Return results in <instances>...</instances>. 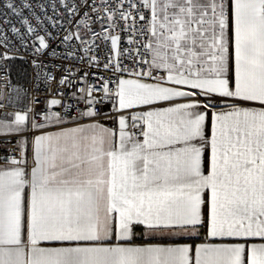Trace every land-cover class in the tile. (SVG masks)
<instances>
[{
	"label": "snow or ice",
	"instance_id": "obj_1",
	"mask_svg": "<svg viewBox=\"0 0 264 264\" xmlns=\"http://www.w3.org/2000/svg\"><path fill=\"white\" fill-rule=\"evenodd\" d=\"M61 3L69 23L88 6ZM0 7L20 18L21 28L10 30L21 41L34 37L37 52L48 49L25 16L29 0H0ZM142 7L150 18L129 4L145 21L139 32L123 3L92 8L111 29L119 15L121 31L144 37L129 40L139 44L140 71L130 73L137 78L119 75L128 71L121 37L108 31L103 38L117 59L104 68L114 88L111 77L100 78L99 87L79 90L75 108L50 99L48 108L62 106L63 114L37 111L36 98L0 113V145L9 153L0 157V264H264V0H142ZM73 36L83 41L79 32L65 40ZM105 100L113 127L97 121ZM69 121L74 126L64 127ZM201 228L206 239L236 242H152ZM137 235L147 242L135 243Z\"/></svg>",
	"mask_w": 264,
	"mask_h": 264
},
{
	"label": "built area",
	"instance_id": "obj_2",
	"mask_svg": "<svg viewBox=\"0 0 264 264\" xmlns=\"http://www.w3.org/2000/svg\"><path fill=\"white\" fill-rule=\"evenodd\" d=\"M29 2L32 3L33 8L24 10L25 16L29 18L30 23L39 31L40 35L45 36L49 47L37 52L35 47H38V41L34 37H28L21 41L10 30L12 26L21 28L20 18L13 15L10 10L0 7V28L3 29L0 31V37L7 36L6 42L0 40V56L7 54L9 57L0 60V102L9 105L6 109H0V113L22 110L33 98H36L39 100V104L35 105L37 111H59L63 114L62 106H53L49 109L48 101L55 97L62 99V105L72 104L75 108L77 107V99L81 95L79 90L86 86L99 87L103 82L100 78L111 77L113 83L109 86L114 88L116 77L113 76L111 69L104 68L105 63H109V57H111L113 64L117 59L111 49V41L103 38L108 31H112V34H118L121 37L120 50L124 52V55L120 56L119 60L121 66L127 68L128 71L119 75L123 78H137L130 73L132 70L140 71L136 64L139 57L136 56L135 51L139 44L129 43V40L143 42L144 37L131 31H121L120 28H123L126 22L120 19L119 15L115 17L119 27L114 30L111 29V22L104 20L106 14L100 11L98 18L97 12H93L92 8L96 7L99 11L101 5L106 2L110 4L123 3V11H131L133 14L127 23L130 25L133 17H135L136 32H139L145 21L139 20V13L136 9H130L129 4H141V11L146 18H150V11L142 7V0H87L88 6L76 13L72 17L71 23L68 20L69 13L61 0H29ZM65 2L82 3V0H65ZM54 4L57 5L55 10L52 8ZM32 12H35L36 15L33 16ZM83 12H88L89 17H85ZM37 16L39 20L36 19ZM5 20H10L11 23H3ZM81 20L85 23H80ZM86 25H90L91 33H89ZM24 31L25 29L22 28L21 32L24 33ZM77 32L83 37V41L74 36L65 40L66 35ZM94 33H100V36L96 37ZM89 47H91V51H88ZM125 50H130V52ZM92 56H95L96 59L92 60ZM38 65L40 66L38 67ZM61 79H65V84L59 83ZM94 95L100 97L103 93L97 92ZM97 107L100 112L97 121L107 127H113V121L105 115L106 113L114 114L112 102L105 100ZM79 108L84 110V104L80 103ZM71 115H75V113L71 112ZM81 122L96 121L84 118ZM72 126L74 124L70 121L64 125V127ZM58 127L50 126V130L58 129ZM7 155H9L8 151L4 150L3 145H0V157ZM3 164L4 160L0 159V165Z\"/></svg>",
	"mask_w": 264,
	"mask_h": 264
},
{
	"label": "crops",
	"instance_id": "obj_3",
	"mask_svg": "<svg viewBox=\"0 0 264 264\" xmlns=\"http://www.w3.org/2000/svg\"><path fill=\"white\" fill-rule=\"evenodd\" d=\"M125 79H130V78H125ZM147 82V81H146ZM182 102V101H181ZM171 106L169 102H160L159 105H157V107H169ZM221 110H226V109H222V108H217L216 111H221ZM210 125H211V112H209V117L208 120L206 121V125H205V130L208 134H210ZM57 129H52V131H55ZM142 139V137H140ZM209 153L206 151L205 152V156H207ZM205 174H207V172L205 171ZM141 230L137 231L138 233ZM135 243L137 244H141V243H145L147 242L143 237H141L140 235H137V237L134 238ZM153 243H187L189 245H199L201 243H205V242H212V243H221V242H236L234 239L231 238H224L223 240L221 238H208L206 239V229L201 228L199 231L198 235H193L190 237H184V238H176L174 240H168V241H160V240H155L152 241ZM254 242H261L259 240V238H255Z\"/></svg>",
	"mask_w": 264,
	"mask_h": 264
},
{
	"label": "trees",
	"instance_id": "obj_4",
	"mask_svg": "<svg viewBox=\"0 0 264 264\" xmlns=\"http://www.w3.org/2000/svg\"><path fill=\"white\" fill-rule=\"evenodd\" d=\"M140 229H137V231H139Z\"/></svg>",
	"mask_w": 264,
	"mask_h": 264
}]
</instances>
